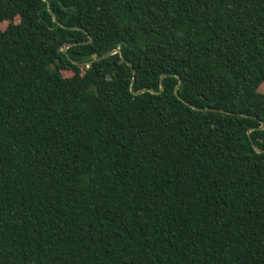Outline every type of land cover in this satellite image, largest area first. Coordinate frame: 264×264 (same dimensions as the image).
Instances as JSON below:
<instances>
[{
	"label": "trees",
	"instance_id": "obj_1",
	"mask_svg": "<svg viewBox=\"0 0 264 264\" xmlns=\"http://www.w3.org/2000/svg\"><path fill=\"white\" fill-rule=\"evenodd\" d=\"M2 21L0 264H264V0Z\"/></svg>",
	"mask_w": 264,
	"mask_h": 264
},
{
	"label": "water",
	"instance_id": "obj_2",
	"mask_svg": "<svg viewBox=\"0 0 264 264\" xmlns=\"http://www.w3.org/2000/svg\"><path fill=\"white\" fill-rule=\"evenodd\" d=\"M44 1H47V0H44ZM54 19L56 20V18H55V16H54ZM76 28V27H75ZM91 39V38H90ZM114 52H119L120 53V56L122 57V59L125 61V63L126 64H128L129 66H130V68H131V70H132V73H133V77H132V81L135 79V76H134V74H135V71H134V68H133V65L129 62V61H127V60H125L124 58H123V55H122V53H121V51H120V49L119 48H116V49H114V50H112L111 52H109L108 54H111V53H114ZM164 75L165 74H162L161 75V77H160V84H159V90L158 91H156V90H153V89H150V88H144V89H140V90H138V91H133L134 93H139V92H142V91H149V92H152V93H158V92H160L162 89H163V83H162V78L164 77ZM180 84H181V79L179 78V80H178V83H177V85L175 86V94L176 95H178V93H177V89H178V87L180 86ZM188 104V103H187ZM193 107V106H192ZM264 127V124L262 123L261 124V126H260V128H263ZM257 151H260V150H257Z\"/></svg>",
	"mask_w": 264,
	"mask_h": 264
},
{
	"label": "rangeland",
	"instance_id": "obj_3",
	"mask_svg": "<svg viewBox=\"0 0 264 264\" xmlns=\"http://www.w3.org/2000/svg\"><path fill=\"white\" fill-rule=\"evenodd\" d=\"M13 21H14V22H17V21H18V17H15ZM6 25H7V21H2V22H0V30L3 29ZM70 73H71V72L66 71V70H63V71H62V74H63L64 76L69 75Z\"/></svg>",
	"mask_w": 264,
	"mask_h": 264
}]
</instances>
